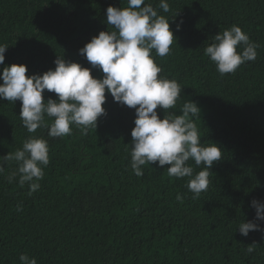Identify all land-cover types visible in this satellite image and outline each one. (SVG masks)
<instances>
[{
	"label": "trees",
	"instance_id": "obj_1",
	"mask_svg": "<svg viewBox=\"0 0 264 264\" xmlns=\"http://www.w3.org/2000/svg\"><path fill=\"white\" fill-rule=\"evenodd\" d=\"M146 3L156 7L159 0ZM168 3L170 11L158 14L173 30L181 20L183 25L174 31L170 54L156 62L161 75L184 88L173 111L197 102L201 143L222 149L208 190L193 199L190 178L169 177L171 165L158 162L142 166L144 175L137 177L130 167L135 109L107 92V114L97 129L85 135L73 126L71 135L60 138L48 135V117L47 126L29 133L19 117L21 102L0 99V157L22 148L29 136L46 139L50 148V163L31 196L27 184L7 180L17 163L4 164L0 264H21V254L37 264H264V231H239L256 215L250 202L264 201V0ZM110 5L126 7L127 0H0V44L9 46L0 76L12 64L27 65L29 76L42 75L55 69L60 56L91 67L79 50L101 31L115 30L106 22ZM234 24L259 45L258 55L221 75L204 50ZM93 75L104 74L94 69ZM44 97L57 99L47 90ZM157 111L163 118L165 110ZM187 163L194 174L203 170ZM256 223L264 228V221Z\"/></svg>",
	"mask_w": 264,
	"mask_h": 264
},
{
	"label": "clouds",
	"instance_id": "obj_2",
	"mask_svg": "<svg viewBox=\"0 0 264 264\" xmlns=\"http://www.w3.org/2000/svg\"><path fill=\"white\" fill-rule=\"evenodd\" d=\"M170 11L168 0H159L154 7L146 0H127L126 7L110 5L106 11V22L115 30L101 31L92 37L80 55L85 56L91 67L58 57L55 69L41 74L27 75L24 64L5 66L0 84V99L21 102L20 119L29 133L47 126L46 117L52 118L48 135L52 138L72 134L73 126L87 134L90 128L98 127V119L106 115L104 107L109 93L115 102L135 109V127L131 131L132 149L130 167L137 177L144 175L142 166L158 162L167 168L169 177L190 180L187 187L193 199L207 191L210 184V169L222 159V149L216 143H201L196 123L201 109L197 102H184L179 113L176 109L184 88L175 79L161 75L163 69L156 57L170 54L176 40L174 31H180L183 20L173 30L170 21L158 10ZM175 22V21H173ZM242 46V51L238 48ZM6 44H0V65H4ZM257 43L238 25H232L214 36V42L207 46L204 54L215 63L221 74L234 73L242 64L255 61ZM153 52L155 55H153ZM102 71L103 78L93 75V70ZM45 90L54 92L57 99L45 100ZM158 109L165 110L163 118ZM192 160L203 170L194 174L187 162ZM15 161L17 169L7 176L9 183L18 182L21 187L29 186L28 195L40 188L38 181L44 177L43 169L50 163V148L44 138L29 136L22 148L0 157V174L5 172L4 164ZM18 178V181H17ZM183 202V197L177 195ZM250 207L255 210L253 220L239 225L242 235L250 231H264L256 221H264V201L253 199ZM22 205L17 206V211ZM254 246L247 249L254 251ZM21 264H37V259L21 254Z\"/></svg>",
	"mask_w": 264,
	"mask_h": 264
}]
</instances>
